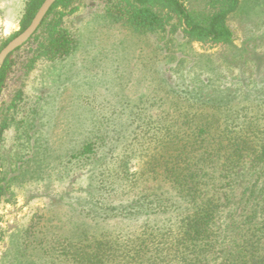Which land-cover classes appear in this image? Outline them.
Masks as SVG:
<instances>
[{"label":"rangeland","instance_id":"1","mask_svg":"<svg viewBox=\"0 0 264 264\" xmlns=\"http://www.w3.org/2000/svg\"><path fill=\"white\" fill-rule=\"evenodd\" d=\"M104 5V0L61 3L63 24L78 38L66 58L33 60L30 46L15 52L16 64L0 101V264H40L45 247H60L67 238L159 224L162 215L153 211L140 213L138 218L106 219L100 200L108 197L119 205L131 193L166 191L167 183L142 176L133 185L135 190L114 185L104 187L101 194L95 185L97 176L92 178L95 163L102 157L121 156L127 148L133 149L138 128L132 117L140 110L141 97L156 101L150 115L167 119L174 114L175 97L165 77L171 72L178 77L177 68L188 71L192 67L195 73L203 72L201 76L222 77V86L238 89L239 95L225 113L247 112L248 117L255 113L263 121L258 104L264 99V0H243L239 11L229 17L235 33L231 45L190 40L178 30L176 45L171 43L167 51L157 44L156 35L113 20ZM24 7L25 0H0V47L20 29ZM170 52L186 59L178 62ZM240 90L250 94L242 95ZM94 139L103 146L98 157L93 161L77 158L81 145ZM139 155L140 151H134L126 157L131 172L143 166ZM213 173L217 174L216 167ZM256 175L262 184L258 196L257 192L250 195L251 188L260 190L254 185ZM224 189L232 205L219 209L217 226L223 232L233 214L237 221L230 233L242 238L249 228L244 220L257 201L264 203V165L256 174L244 163L236 182ZM22 242L24 250L17 252Z\"/></svg>","mask_w":264,"mask_h":264},{"label":"trees","instance_id":"2","mask_svg":"<svg viewBox=\"0 0 264 264\" xmlns=\"http://www.w3.org/2000/svg\"><path fill=\"white\" fill-rule=\"evenodd\" d=\"M104 1L109 17L156 35L157 44L166 51L171 43L176 45L178 37L174 33L178 30L190 40L231 45L235 33L228 19L243 3V0ZM43 2L25 0L20 29L3 41L0 51L29 26ZM62 2L64 0H57L31 38L6 58L0 68V101L16 64V51L30 46L33 60L46 58L55 62L75 50L78 38L63 24L64 14L59 12ZM173 19L175 21L171 22ZM169 55L178 58L174 52ZM185 59L181 55L178 62ZM177 69L178 77L175 78L173 72L165 77L175 97L174 114H169L167 119L150 115V107L156 105V101L141 97L137 103L140 110L132 117L138 128L133 149L127 148L121 156L113 158L110 153L107 158L102 157V161L99 157L92 178L97 176L94 181L101 194L104 187L114 185L132 189L142 176L167 183L166 191L131 193L127 199L119 201V205L109 202L108 197L100 200V212L106 219L126 215L138 218L140 213L153 211L162 215L157 221L159 224L147 223L142 230L67 238L60 247H45L44 261L40 264L46 263L45 258L50 260L48 264L58 261L66 264H264V203L261 199L244 220L249 228L242 238L230 233L237 221L233 214L223 232L217 226L219 209L225 204L232 205L231 195L224 187L236 182L244 163L254 168L256 174L264 165V118L260 122L259 115L250 113L248 117L245 111L237 116L226 114L232 100L239 96L238 89L222 86L220 76H201L203 72L195 73L192 67L188 71ZM246 91L240 90V93L250 94ZM258 110L264 112V99L258 104ZM101 147L97 139L90 140L84 142L75 155L84 161H93ZM134 151H140L143 166L131 172L126 157ZM215 167L217 174H210ZM259 180L260 175H256L258 183L254 185L258 184L260 190L253 187L250 195L257 192L258 196L262 192ZM24 244L22 242L17 252L24 250Z\"/></svg>","mask_w":264,"mask_h":264},{"label":"water","instance_id":"3","mask_svg":"<svg viewBox=\"0 0 264 264\" xmlns=\"http://www.w3.org/2000/svg\"><path fill=\"white\" fill-rule=\"evenodd\" d=\"M57 0H44L38 11L36 12L33 20L21 33L12 38L5 47L0 51V68L5 62L6 58L16 50L18 47L22 46L27 42L31 36L36 32L40 24L42 23L44 17L48 13L49 9Z\"/></svg>","mask_w":264,"mask_h":264}]
</instances>
